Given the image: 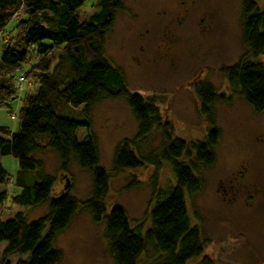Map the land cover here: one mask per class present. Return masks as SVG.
Returning a JSON list of instances; mask_svg holds the SVG:
<instances>
[{
	"label": "rangeland",
	"instance_id": "374dc122",
	"mask_svg": "<svg viewBox=\"0 0 264 264\" xmlns=\"http://www.w3.org/2000/svg\"><path fill=\"white\" fill-rule=\"evenodd\" d=\"M95 2L87 0L78 10L79 16L85 19L91 15ZM123 6L106 35L105 55L123 72L130 90L155 99L173 137L189 145L206 137L210 124L200 113L196 83L208 82L218 95H224L213 106L219 131L214 163L198 170L202 188L187 198L190 221L200 229L204 249L186 264H264V111L253 112L230 89L222 71L246 52L241 41L242 0H124ZM25 16L23 8L11 15L9 24L0 31V48L18 39L14 23ZM257 60L264 64V54ZM29 70L19 74L29 77L28 83L23 80L19 84V75L16 78L20 96L35 91L32 74L37 70ZM20 106V100H15L10 108H0V126L16 130L19 120L12 118V113L18 114ZM80 111L65 104L57 107L58 114L76 120L83 119ZM90 124L99 164L109 175L107 212L121 206L133 228L144 227L156 191L174 184L170 164L160 160L162 129L154 128L133 143L140 157L156 160L158 166L144 163L138 169L117 171L112 166L114 149L122 140L134 139L137 129L130 108L123 98L102 100L91 108ZM35 157L43 171L55 179V189L67 185L68 193L80 205L54 239L53 248L60 253L57 264H115L104 223L94 221L84 207L92 191L91 175L74 160L63 171L59 158L49 150ZM1 165L11 175L18 170L17 159L10 156H3ZM13 185L9 181V195L17 190ZM17 211L31 221L46 215L48 204L23 206L9 196L0 205V219L12 218ZM5 245L0 243V258ZM19 257L12 255L9 260L15 263ZM157 259L149 248L142 261L150 264Z\"/></svg>",
	"mask_w": 264,
	"mask_h": 264
},
{
	"label": "trees",
	"instance_id": "16d2710c",
	"mask_svg": "<svg viewBox=\"0 0 264 264\" xmlns=\"http://www.w3.org/2000/svg\"><path fill=\"white\" fill-rule=\"evenodd\" d=\"M86 1L0 0V31L18 9L23 8L26 15L14 23L18 39L0 48V108H10L15 100L21 102L18 114L15 112L17 129L0 126V205L9 196L13 203L23 206L48 204L47 214L35 220H26L21 211L12 218L0 219V243H6L0 264L60 261L59 251L53 248L54 239L69 225L80 205L67 189L56 190L55 179L43 171L35 156L45 150L59 158L63 171L74 160L91 175L92 191L83 202L84 207L94 221L104 223V235L115 264H148L142 259L149 248L158 257L150 264H186L204 249L200 229L191 224L187 198L202 188L198 170L214 163L219 131L213 106L224 95H218L208 82L196 83L200 113L210 124L206 137L191 145L173 137L170 126L161 119L155 99H145L130 90L123 72L105 55L106 35L116 12L124 9V0H96L95 10L83 19L78 10ZM241 41L245 54L222 71L230 89L253 112L260 113L264 111V64L257 59L264 54V0H242ZM30 68L37 70L32 74L35 91L20 96L16 78L21 72H31ZM28 78L25 75L24 83L31 80ZM117 98L127 103L137 129L134 139H124L116 145L113 169H138L144 163L158 166L156 160L140 157L133 143L160 128L164 135L160 160L170 164L174 175L173 185L156 191L144 227L133 228L121 206L107 212L105 204L109 175L99 164L90 112L98 102ZM60 104L81 108L83 119L58 114ZM3 156L17 159L15 175L2 167ZM9 181L17 189L12 195L7 188ZM12 255L20 256L15 263L9 260ZM22 255L26 257L21 258ZM204 261L208 262L206 258Z\"/></svg>",
	"mask_w": 264,
	"mask_h": 264
},
{
	"label": "built area",
	"instance_id": "2783aa9c",
	"mask_svg": "<svg viewBox=\"0 0 264 264\" xmlns=\"http://www.w3.org/2000/svg\"><path fill=\"white\" fill-rule=\"evenodd\" d=\"M24 80V74H21V75H19L18 76V79H17V81H18V83L19 84H22L21 82ZM16 117V113H12V118H15Z\"/></svg>",
	"mask_w": 264,
	"mask_h": 264
},
{
	"label": "water",
	"instance_id": "95a60500",
	"mask_svg": "<svg viewBox=\"0 0 264 264\" xmlns=\"http://www.w3.org/2000/svg\"><path fill=\"white\" fill-rule=\"evenodd\" d=\"M67 185L65 186V189H66Z\"/></svg>",
	"mask_w": 264,
	"mask_h": 264
}]
</instances>
